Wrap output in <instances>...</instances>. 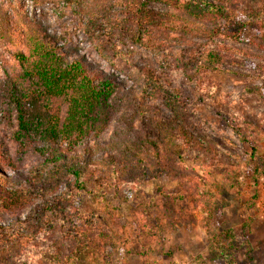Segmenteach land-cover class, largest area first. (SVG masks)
Segmentation results:
<instances>
[{"label":"trees","instance_id":"16d2710c","mask_svg":"<svg viewBox=\"0 0 264 264\" xmlns=\"http://www.w3.org/2000/svg\"><path fill=\"white\" fill-rule=\"evenodd\" d=\"M2 1L0 43L20 70L0 79V126L11 127L8 142L0 137V264H70L83 249H110V232L80 211V197L103 199L111 191L125 202L126 192L162 177L179 183L208 221L219 215L206 178L193 168L219 172L240 154L211 136L191 111L208 104L201 83L207 73L258 81L243 87L242 96L264 100V46L255 38L247 43L259 52L237 46L245 44L247 30L261 32L264 6L248 8L245 0H28L81 13L90 42L121 34L153 56L143 64L123 60L124 66L114 51V59L103 56L117 71L108 73L77 47L63 45L47 17L33 19L15 0ZM240 13L244 19L236 20ZM103 27L110 32L101 35ZM219 116L247 147L248 178L257 182L264 177L256 143L264 141V119L255 126L240 115ZM173 200L168 194V203ZM21 210H27L23 217ZM211 239L223 258L234 250L229 230Z\"/></svg>","mask_w":264,"mask_h":264},{"label":"rangeland","instance_id":"374dc122","mask_svg":"<svg viewBox=\"0 0 264 264\" xmlns=\"http://www.w3.org/2000/svg\"><path fill=\"white\" fill-rule=\"evenodd\" d=\"M13 2L17 8L26 9L33 19L47 17L51 30L63 37V45L77 47L88 61L99 65L105 72H117L103 57L107 55L114 59V51L122 54L117 62L124 66L153 61L149 51L121 34L100 37L97 44L90 42L83 32L87 19L79 12L65 7L34 6L28 0ZM3 5L5 2L0 0V6ZM245 5L258 8L264 6V0H245ZM243 19L242 13L236 17V20ZM106 29L103 27L100 34L110 32L104 31ZM253 38L264 46V27L259 33L247 30L241 36L245 44L236 45L257 51L247 43ZM19 70L10 50L0 43V79L13 76ZM202 78L208 104L193 108L191 113L203 122V128L211 136L240 154L235 165L223 167L219 172L200 166L193 168L206 178L207 191L211 193L219 215L208 221L209 217L195 208L182 186L165 177L145 183L134 194L126 192L125 202L116 199L111 191L103 199L82 195L80 211L95 216L101 227L110 232L114 245L104 252L98 246L83 249L79 258L70 264H264V177L257 182L248 178L250 162L244 154L248 149L219 116L220 112L240 115L258 126L264 119V100L242 96V88L260 83L225 73H207ZM10 132V126H0V137L4 142H8ZM108 134L106 132L103 140ZM256 143L264 158V141ZM187 161L190 167L191 160L187 158ZM26 164H31V160ZM9 175L12 176V172L9 171ZM168 194L175 198L171 203L167 201ZM166 210H169L168 217ZM26 211H20L21 217ZM227 230L234 234L235 247L223 258L215 249L211 236Z\"/></svg>","mask_w":264,"mask_h":264}]
</instances>
